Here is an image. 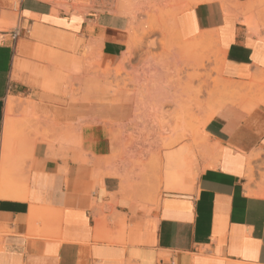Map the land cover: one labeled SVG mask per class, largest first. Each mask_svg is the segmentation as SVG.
Returning a JSON list of instances; mask_svg holds the SVG:
<instances>
[{"label":"crops","instance_id":"obj_1","mask_svg":"<svg viewBox=\"0 0 264 264\" xmlns=\"http://www.w3.org/2000/svg\"><path fill=\"white\" fill-rule=\"evenodd\" d=\"M188 5L174 22L186 41L177 54L185 57L188 42L207 37L220 80L232 89L203 125L197 161L187 146L165 153L164 186L155 195L115 175L106 163L115 147L99 141V129L82 134L89 145L30 159L11 146V124L6 131L8 101L40 94L39 60L75 69L74 58L86 55L116 66L134 41L129 19L74 16L45 0H0V264H264V178L256 170L264 160V0ZM191 103L187 97L182 110L192 112ZM123 109L110 114L124 118ZM165 120H155L159 137ZM176 120L178 132L189 129V116ZM129 142L137 148L147 140ZM254 156L252 183L246 174ZM194 168L197 175L187 177Z\"/></svg>","mask_w":264,"mask_h":264},{"label":"rangeland","instance_id":"obj_2","mask_svg":"<svg viewBox=\"0 0 264 264\" xmlns=\"http://www.w3.org/2000/svg\"><path fill=\"white\" fill-rule=\"evenodd\" d=\"M53 5L74 16L89 12L124 15L129 23L132 11L137 27L140 32L144 28L145 33L127 63L122 56L113 67H101L95 57L86 55L74 58L80 63L75 69L39 60L44 63L40 94L11 98L16 102V107L7 114L12 125L11 146L24 150L22 155L29 159L36 153L52 156L65 145L91 144L92 138L82 134L99 129L102 135L99 141L115 147L111 159L106 161L114 167L115 175L134 188L159 194L164 186L165 153L187 146L196 161L202 156L198 146L206 142L203 125L210 112H215L223 102L225 92L216 85L221 80L213 71L218 69L213 45L197 51L191 41L186 44L189 50L185 57L177 54L186 41L180 42L174 22L180 12L190 8L188 0H88L82 4L75 1ZM130 29L131 24L129 37ZM119 67L122 70L116 74ZM106 72L110 77L100 80ZM97 78V87L85 89L89 80ZM187 97L192 100V112L182 110ZM112 109H123L126 117L116 111L110 114ZM160 114L166 117L168 127L159 137L155 134V120ZM187 116L191 118L189 129L178 132L176 119ZM135 139L147 142L132 148L129 141ZM84 160L88 161L86 157ZM259 163L256 170L263 180L264 160L259 159ZM192 171L187 177H195L198 168Z\"/></svg>","mask_w":264,"mask_h":264},{"label":"bare ground","instance_id":"obj_3","mask_svg":"<svg viewBox=\"0 0 264 264\" xmlns=\"http://www.w3.org/2000/svg\"><path fill=\"white\" fill-rule=\"evenodd\" d=\"M206 1H208V0H206ZM82 2L83 1H77L76 3L77 4H82ZM75 3V2H74ZM262 3V2H261ZM260 4V3H259ZM255 6V4H249L247 7H246V11L247 12H249V11H252L253 9V7ZM227 7V6H226ZM136 8V7H135ZM225 8V7H224ZM137 9V8H136ZM163 12V11H162ZM130 13V16H131V20H130V24H131V29H130V35H131V37L133 36V39H134V41L131 43V46L128 48V50H126L127 51V56L124 58V63H125V61H126V63H127V61H128V59H129V57L131 56V54L133 53L132 51L134 50V46H135V44H138V41L140 40V36L142 35V33L144 34L145 33V31H144V28L142 29V32H140V29L137 27V25H136V23H137V20H136V15H135V12H129ZM128 13V14H129ZM144 31V32H143ZM206 40H207V37H201V39L200 40H195L194 42H193V45H194V48H197L198 46H200V44L201 45H204V47L206 48V47H208V49H209V46L206 44ZM140 43V42H139ZM141 44V43H140ZM139 45V44H138ZM209 45H213L212 44V42L209 44ZM133 49V50H132ZM126 54V53H125ZM205 57V56H204ZM123 63V64H124ZM221 65V64H220ZM219 68V67H218ZM121 70H122V68L121 67H119V68H117L116 69V74H118V73H120L121 72ZM213 71L215 72H217L218 74H219V76H220V72H219V70L217 69H213ZM195 77H197L198 78V75H196ZM216 83V82H215ZM219 88V91H228V89L231 87V85L229 84V83H227V82H225V81H223V82H220L219 84H216ZM231 89H232V87H231ZM16 106V104L15 103H13V101L12 100H9L8 101V103H7V114L8 113H10L12 110H13V108ZM11 124V121H10V119L8 118V116H7V118H6V131L8 130V128H9V125ZM162 128V130H164V127H161ZM256 158H259V156H254V157H251L250 158V161L248 162V167H247V174H246V178L249 180V182H252V180H253V178H254V169H253V167H252V161L254 160V159H256Z\"/></svg>","mask_w":264,"mask_h":264},{"label":"built area","instance_id":"obj_4","mask_svg":"<svg viewBox=\"0 0 264 264\" xmlns=\"http://www.w3.org/2000/svg\"><path fill=\"white\" fill-rule=\"evenodd\" d=\"M77 2V1H83V2H86L88 0H48L47 2L51 3V4H57L59 2L63 3V2H66L67 4H72L73 2ZM16 36V35H15ZM14 36V37H15Z\"/></svg>","mask_w":264,"mask_h":264}]
</instances>
